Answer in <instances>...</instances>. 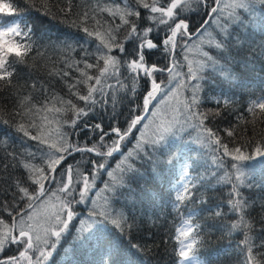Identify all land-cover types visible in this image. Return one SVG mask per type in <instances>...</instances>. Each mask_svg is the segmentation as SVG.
I'll return each mask as SVG.
<instances>
[{
    "label": "snow or ice",
    "instance_id": "snow-or-ice-1",
    "mask_svg": "<svg viewBox=\"0 0 264 264\" xmlns=\"http://www.w3.org/2000/svg\"><path fill=\"white\" fill-rule=\"evenodd\" d=\"M20 4L82 32L87 38L84 44L94 45V51L82 45L83 55L75 58L70 55L76 52L74 44L51 39L47 45L39 43L33 26L19 18L24 14ZM257 11L264 17V0H94L87 6L74 0H39L38 8L36 0H0V124L14 129L23 142H36V151L25 147L20 153L9 152L2 162L5 171L22 169L23 176L10 177L11 202L0 200V264H50L74 221L80 225L78 238L103 250L104 264H117L123 240L105 236L104 229L111 223L129 237L139 229L131 209L117 212L112 207L125 191L132 192L131 183L140 171L134 161L156 164L152 153L158 146L188 128L198 131V143L211 148L213 163L228 169L223 178L230 191L227 211L219 204L206 207L209 201L201 189L211 180L188 171L196 161L185 164V180L172 209L182 218L175 229L176 264H200L196 250L203 243L204 227L215 228L218 223L227 235L242 234V264H264V214L257 229V220L251 216L256 202L242 191L254 186V177L245 168L255 165L245 162L256 160L264 166V134L260 142L237 135L248 124H264V91L242 111H236L233 100L215 97L218 107L203 108L211 83L242 87L243 73L253 62L249 53L264 59V45L258 53L252 52L240 32ZM194 16H202L199 26H194ZM49 50L61 54L58 61ZM157 54L166 59L163 66L152 60ZM57 63L64 68L57 69ZM20 66L29 71L22 73ZM40 68L64 81L70 98L32 79L33 70ZM25 76L28 81L21 84ZM142 82L147 86L142 103L130 110L126 127L110 126L105 131L101 123L84 124L98 138L91 144L79 141L75 129L83 118L97 106L105 109L111 103L115 119L118 105L135 99ZM229 114H234L235 123L222 130L210 126ZM137 131L135 147L125 154V143ZM77 154L84 163L75 159ZM116 154L122 160L112 169L110 161ZM70 159L75 163H69ZM102 175L108 180L94 191ZM197 200L201 219L208 214L204 225L195 222L194 215H185ZM87 203L92 204L88 218L78 220L76 206ZM259 207L264 210V204ZM13 246L17 254L5 256ZM143 247L130 244L136 251Z\"/></svg>",
    "mask_w": 264,
    "mask_h": 264
},
{
    "label": "trees",
    "instance_id": "trees-1",
    "mask_svg": "<svg viewBox=\"0 0 264 264\" xmlns=\"http://www.w3.org/2000/svg\"><path fill=\"white\" fill-rule=\"evenodd\" d=\"M94 0H74V4H82L87 6ZM111 3L112 0H106ZM36 6L39 7V0H36ZM20 9L24 12L19 18L25 22L30 23L36 35V39L39 43L47 45L49 39L59 43L64 41L67 44H74L76 48L75 53H70L75 58H80L83 53L80 51L82 45L90 47L94 51V45H85L84 41L87 39L82 32H78L75 28H70L66 24L59 22L58 20H51L50 17L44 16L41 11L25 10L24 5H19ZM251 22H247L246 28H241L240 32L247 38V43L250 46L252 52H259L261 45H264V17H261L259 11L250 18ZM194 26H199L202 23V16L193 17ZM119 22V21H117ZM79 41V43H76ZM247 51V50H246ZM49 55L53 60H59L60 53L52 52L49 50ZM249 60L253 62L249 65V69L243 73L244 82L242 87H230L227 82L220 83L214 82L209 85L207 96L203 103L204 109L218 107L213 101V97L217 99H231L235 103L236 111H242L250 99L259 96L264 91V59L257 58L249 53ZM152 60L158 62L163 66L167 61L166 59L157 54L152 57ZM51 67V65H49ZM56 68H64L63 64L57 63ZM22 73H27L29 69L20 66L18 69ZM186 71V68L184 69ZM48 69L40 68L39 70H33L32 79H38L50 88L54 89L60 96H64L65 99L70 98L68 88L64 81L59 77H49L47 75ZM72 75H78V73L72 72ZM28 81V77L25 76L20 80L21 84ZM146 85L142 82L138 95L135 99L127 98L120 103L116 109L117 115L115 119L112 115L111 103L105 106V109H101L97 106L94 113H90L87 117L83 118L75 131L78 133V139L81 143L87 141L91 144L98 138V133L93 134L90 128H84V124L93 125L95 123H101L105 131L110 126L126 127V120L130 115V110L134 108L136 104L142 103V97L146 89ZM5 98L8 95L7 90L2 94ZM38 98H42L39 97ZM123 96V93L118 94ZM11 108V104L8 105ZM137 114L139 110H137ZM150 118V117H149ZM147 123V120H145ZM235 123L234 114L227 115L226 119L216 121L210 126L214 129H224L229 124ZM246 129V130H245ZM141 131L143 129L141 128ZM190 133V134H189ZM264 134V124L259 121L255 126L248 124L237 130L238 136H243L245 139H251L254 142L261 141V135ZM221 135L224 133L221 131ZM140 132H134V139L126 142L124 145L125 154L127 151H131L136 144V140L139 139ZM198 131L193 128H188L187 131L179 133L175 137H170L164 145L158 146L157 150L152 153L153 161L156 164L148 161L147 159H141L134 161L139 168V175H137L132 183V192L129 194L125 191V194L120 196L118 201L113 202L112 207L115 211L128 212L131 209V214L136 217V222L139 224V229L134 231L132 236L121 234L119 229H116L114 225L108 223L104 229V235L112 239L123 240V253H128V256H124V259L128 258L132 264H176L177 257L174 253V249H177L178 242L175 240V227L181 217L172 210L173 203L172 194L169 190L171 180H173L175 160L180 151L186 148H190L192 156L196 164L194 165V176L199 175L211 180V185L205 183L201 189V195H205V198L209 201L206 207L214 208L217 204L221 205L227 211L226 200L228 199V193L230 186L225 181L224 173L225 168H219L213 163L214 153L211 148L202 145L197 142ZM0 200L7 199L11 202V189L10 177H22L23 170L18 169L13 171L8 169L5 171L2 167L4 158L7 157L9 152L20 153L23 152L25 147H30L32 151H36V142L28 141L27 143L21 140L20 134L16 133L14 129L9 128L4 124H0ZM186 147V148H185ZM250 151V149H249ZM172 157V162L169 163V157ZM77 161L84 163V158L81 154H77ZM122 160L119 154H116L110 161L111 168L114 169L116 164ZM69 163H75L73 160H69ZM247 165H255V168L246 167L245 171L249 172L254 179L252 184L254 186L250 188L242 189L245 197L254 199L256 207L251 210V216L256 218V227L259 229V216L264 214L259 205L264 204V166L259 164L256 160L245 162ZM216 173L213 177L211 174ZM8 180V183L4 181ZM108 177L103 176L97 181L98 191L103 188V182L107 181ZM31 190V189H30ZM146 190V191H143ZM104 195V193H100ZM94 198V197H93ZM102 203V201H101ZM135 204V207L133 205ZM78 212V220H84L88 218V213L92 210V204H82L76 206ZM194 210V212H193ZM192 213L196 217V222L201 225L205 224L207 218V212L203 213L205 219H201L200 202L196 201L195 204L189 205L185 215ZM5 218L7 216L5 214ZM229 218H233V214L229 213ZM227 221H225L226 223ZM74 227L71 228L69 233H66L61 242L57 245V250L53 254V264H60L58 260L60 257H66V252L73 253L76 256H94L102 255L103 250L96 248L92 243L85 242L79 236V223L73 222ZM109 235H106V233ZM203 243L197 248L196 253L200 257L201 264H242L243 254L241 252L242 245L239 241L242 239L241 233H233L231 235L225 234L223 225L218 223L215 228L204 227ZM130 244H141L142 251H136L130 248ZM90 247L94 249L91 251ZM16 252V247L13 246L5 253L7 256H11ZM227 254V255H226ZM85 258V257H84ZM121 258H118L119 261ZM50 262V264H51Z\"/></svg>",
    "mask_w": 264,
    "mask_h": 264
}]
</instances>
